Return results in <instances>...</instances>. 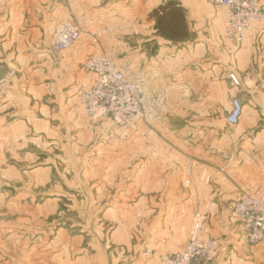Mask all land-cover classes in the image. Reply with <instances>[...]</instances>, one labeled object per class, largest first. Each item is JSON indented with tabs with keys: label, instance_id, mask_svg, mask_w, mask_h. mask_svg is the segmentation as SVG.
Segmentation results:
<instances>
[{
	"label": "crops",
	"instance_id": "1",
	"mask_svg": "<svg viewBox=\"0 0 264 264\" xmlns=\"http://www.w3.org/2000/svg\"><path fill=\"white\" fill-rule=\"evenodd\" d=\"M227 17L216 0H0V248L11 263L20 245L31 262L30 233L78 198L81 169L102 183L114 223L100 238L59 227L58 264H161L186 245L196 211L214 264H264V241L249 245L234 215L241 190L264 186V17L241 44ZM68 19L81 35L57 51ZM101 51L143 87L150 133L167 141L140 142L142 118L123 129L87 114L80 92L95 74L82 65Z\"/></svg>",
	"mask_w": 264,
	"mask_h": 264
},
{
	"label": "built area",
	"instance_id": "2",
	"mask_svg": "<svg viewBox=\"0 0 264 264\" xmlns=\"http://www.w3.org/2000/svg\"><path fill=\"white\" fill-rule=\"evenodd\" d=\"M228 8L225 34L238 44L254 24H262L264 8L260 0H216ZM81 35V28L72 19L66 20L54 36V49L65 50L73 46ZM83 69L95 74L93 82L80 92L87 114L94 118L109 117L121 127L131 126L144 116L143 89L140 83L121 71L106 51L88 56ZM230 79L236 85L240 79L235 73ZM243 111L242 101L234 99L228 121L238 123ZM234 215L243 226L245 241L252 246L264 241V190L242 193L235 202ZM206 216L194 214L189 239L184 248L162 259L161 264H214L210 257L214 240H204L202 230Z\"/></svg>",
	"mask_w": 264,
	"mask_h": 264
},
{
	"label": "rangeland",
	"instance_id": "3",
	"mask_svg": "<svg viewBox=\"0 0 264 264\" xmlns=\"http://www.w3.org/2000/svg\"><path fill=\"white\" fill-rule=\"evenodd\" d=\"M143 89V87H142ZM145 92V91H144ZM144 92H143V105H144V116L142 118V122L140 123L139 132L142 130H147V135L138 134L139 141L142 143H156L158 141H167V136H159L160 140H157V136L155 134L150 133V119L146 118L145 116V104H144ZM97 121V120H96ZM112 121V120H111ZM113 122V121H112ZM114 123V122H113ZM114 126L123 128L118 126L114 123ZM130 128H133L131 126ZM142 128V129H141ZM133 135L134 133L131 132ZM111 143V151L110 155L111 158H116L118 154V144L119 139L118 135H114L110 140ZM179 171L182 170L181 166L178 168ZM79 180L77 185V199H63L61 201V205L58 208V213L48 217V224L46 227V232H38L32 231L30 233V254H31V262H23V255H26V250L28 249L27 246H16L14 247V263L9 261V257L11 256L12 252L11 248L2 247L0 248L1 252V260L0 264H42V258H45V264H58V228L59 227H66L70 229L72 234H79L84 235V238H88L90 236H95V238H100L103 235H107L110 233L108 231L109 224L114 222H110L106 217H104V212L108 207V200H103L102 190V183L99 181H87L86 175L83 170H79L77 175ZM98 177H96V180ZM99 179H103L102 176ZM76 184H71L69 186L74 187ZM117 189V185L115 187ZM231 190L229 186L223 187V191L228 193ZM245 190V189H244ZM258 190H264V186L259 188ZM237 191V190H236ZM245 191L241 190L238 194L239 196L244 193ZM89 195V199L86 198V195ZM69 196V195H68ZM76 196V195H75ZM94 196V198H92ZM77 202L78 205L74 206V203ZM231 202V201H230ZM233 202V201H232ZM197 212V211H196ZM195 214V213H194ZM205 215V214H204ZM233 217V216H232ZM194 218V215H193ZM233 224H237L235 217L231 220ZM41 235V236H40ZM8 236L5 233L0 234V239H6ZM16 237V236H15ZM24 236L19 234L18 237L22 239ZM9 256V257H8ZM41 257V261L34 262V258L38 260ZM212 258V254L210 256Z\"/></svg>",
	"mask_w": 264,
	"mask_h": 264
}]
</instances>
